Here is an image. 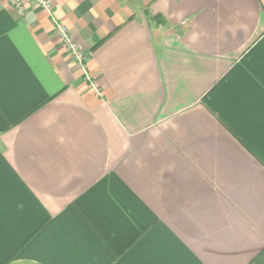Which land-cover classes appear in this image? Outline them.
Segmentation results:
<instances>
[{
    "label": "crops",
    "instance_id": "0c3cea01",
    "mask_svg": "<svg viewBox=\"0 0 264 264\" xmlns=\"http://www.w3.org/2000/svg\"><path fill=\"white\" fill-rule=\"evenodd\" d=\"M0 0V264H264V0Z\"/></svg>",
    "mask_w": 264,
    "mask_h": 264
},
{
    "label": "built area",
    "instance_id": "2783aa9c",
    "mask_svg": "<svg viewBox=\"0 0 264 264\" xmlns=\"http://www.w3.org/2000/svg\"><path fill=\"white\" fill-rule=\"evenodd\" d=\"M10 9L15 10L16 12L22 14L25 11V6L23 0H5ZM44 11L48 12L50 15L53 26L55 27L60 44L62 48L80 65L85 57V50L82 43L74 40L69 34L68 27L57 20L52 13V4L50 0H32Z\"/></svg>",
    "mask_w": 264,
    "mask_h": 264
}]
</instances>
